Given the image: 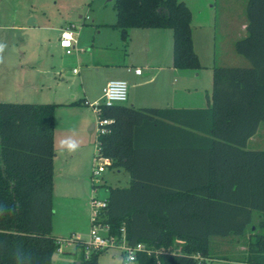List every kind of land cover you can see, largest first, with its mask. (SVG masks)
<instances>
[{
	"label": "trees",
	"instance_id": "1",
	"mask_svg": "<svg viewBox=\"0 0 264 264\" xmlns=\"http://www.w3.org/2000/svg\"><path fill=\"white\" fill-rule=\"evenodd\" d=\"M114 8L111 25L123 39L135 27L169 28L174 67L201 68L192 12L183 0H115ZM246 15L247 34L235 50L251 65L215 64L209 106L96 105L98 116L111 119L98 136L99 153L131 176L128 186L109 187L107 206L95 222L119 237L124 227L129 244L152 249L139 252L136 264H196L194 253L212 260L213 236L241 238L247 232V250L237 259L264 264V150L246 148L264 123V0H248ZM55 108L49 102L0 101V264H101L104 250L86 257L83 241L75 243L79 262L53 260L59 246L52 232ZM163 126L190 143L146 140L154 131L163 133ZM163 153H205L208 174H161L157 157Z\"/></svg>",
	"mask_w": 264,
	"mask_h": 264
},
{
	"label": "rangeland",
	"instance_id": "2",
	"mask_svg": "<svg viewBox=\"0 0 264 264\" xmlns=\"http://www.w3.org/2000/svg\"><path fill=\"white\" fill-rule=\"evenodd\" d=\"M186 1L193 11V23L203 21L206 9L212 14L210 0ZM114 2L0 0V101L88 100V103L83 100L80 107L82 112H86L85 118L92 116V121L83 126L88 137H91L88 145L69 151L67 147L57 144L55 149L52 232L61 239H70L77 233L81 234L82 239L89 240L94 225L91 221L93 197L105 200L109 196V187L129 185V174L125 169L109 166L97 156L99 120L94 104L103 103L105 81L115 78V71L123 67L114 63H122L124 59L153 60L156 57L157 48L151 45L152 34L160 28L135 27L130 38L123 39L118 28L99 24L101 21L115 22ZM31 19L33 24H29ZM71 25L75 26L72 30L77 33L78 42L72 54H66L60 47L59 37L62 30ZM197 34L196 30V47L200 49L202 39ZM148 46L151 50H147ZM233 55L235 57L228 51L224 54L223 49H217V65H251L245 56L236 51ZM74 68L79 73H74ZM201 70L202 74L196 79L199 86L207 81L212 83L213 68L204 66ZM92 124L93 130L90 129ZM99 164H105V171L95 176L93 168ZM76 166H79L80 173L83 171L82 175L85 173L80 179L73 175ZM220 237H213L211 242L210 253L213 257L210 264H249L237 259L245 252L240 246L246 247L247 239L217 240ZM60 245L65 248L68 244L65 241ZM123 259L122 250L112 246L100 253L98 261L101 264H122ZM53 260L70 263L76 259L74 253L56 249Z\"/></svg>",
	"mask_w": 264,
	"mask_h": 264
},
{
	"label": "crops",
	"instance_id": "3",
	"mask_svg": "<svg viewBox=\"0 0 264 264\" xmlns=\"http://www.w3.org/2000/svg\"><path fill=\"white\" fill-rule=\"evenodd\" d=\"M183 1L187 4L192 12V39L194 49L199 56L201 68L205 66L207 69H210L213 68L215 64H217V49H223L224 54L226 51H228L230 52V55L234 56L233 52L236 51L234 43L247 34L248 20L246 15V6L248 0H210V7L213 8L211 11L212 14H210L206 9L207 11H204L205 16L203 21L199 22L198 24L196 23L197 25L193 23V11L191 7L186 0ZM32 20L33 19L30 20L29 24H33ZM115 22L108 23L101 21L99 24L111 25ZM74 27L75 26L71 25L70 27H65L64 29ZM132 29L133 28L129 30V35L127 38H130L131 32L133 31ZM196 30L198 31L197 35L199 39H202V43H200V49L196 47ZM74 33V47L76 48L78 35L75 31ZM152 35L153 42L151 45H154L157 48L155 53L156 57L153 60L142 59L140 61H135L133 59H124L122 63H114L123 65V67H120L117 71H115V78H109L105 81L103 88L106 83L112 79H124L128 81L129 94L128 99L124 104L137 108H199L209 106L212 100V83H208L207 81V83L204 85L199 86L200 83H198L196 79L202 74L201 68L178 69L173 65L172 30L169 28H160L159 30H155ZM59 38H61V35ZM149 40H151V37ZM61 49L64 53H66L62 47ZM147 50H151L149 46ZM223 60L227 61V59ZM228 62L230 61H227V63ZM138 67L142 68V72L140 74L135 72V68ZM196 71L197 73H195ZM208 73L210 74L211 72L209 71ZM83 100L88 101L87 98H81L79 100L71 99L69 101H49V103L56 104L54 122V149H56L57 144L58 146L67 147L62 143L65 141L74 142L80 147L88 145L89 139L91 137H88L83 126L85 127L86 124H89V122L92 121V116L91 118L87 119L84 117L86 112H82L80 110ZM87 111L90 113L89 110ZM90 115L92 114L90 113ZM90 129H94V124L90 126ZM162 129H164L163 133H157L154 131V134H146L147 136L145 137H148L146 140H152V142L153 140H156L155 142L167 146H176L180 144L182 145L184 143H190L187 141V139L174 137L173 132L168 130L170 128H165V126H163ZM204 143V141H200V144ZM246 148L250 150H264V123H261L257 132L249 138ZM208 160L209 157L205 153H163L157 157V161L159 162L158 165L161 167L159 171H162L161 174L164 175L176 174L183 176L199 173L200 175H207L208 169L206 167L209 165ZM193 163H196L197 166H200V169H202L195 170L194 168H191L190 164ZM168 164H180L181 167L178 168V171L172 172L171 170L166 169ZM76 168L77 170L74 171L73 175L76 179H80L85 175V173L82 175L83 171L80 173L79 166H76ZM126 171L129 174V184L131 175L128 170ZM259 220L260 216L259 213H257L256 217L254 215V222L257 223ZM78 235L81 236V234ZM249 236L250 234L247 232L245 237L241 238L232 235L216 237H220L217 238V240L228 239L229 241H240L248 239ZM240 247L245 249V251L247 250V246L245 247L241 245ZM64 251L74 253L76 259L75 261L79 262L76 244H68L64 248Z\"/></svg>",
	"mask_w": 264,
	"mask_h": 264
},
{
	"label": "built area",
	"instance_id": "4",
	"mask_svg": "<svg viewBox=\"0 0 264 264\" xmlns=\"http://www.w3.org/2000/svg\"><path fill=\"white\" fill-rule=\"evenodd\" d=\"M75 33L72 28H66L63 30L60 38V45L65 50L67 54L72 53L74 47ZM74 73L79 72L77 68L73 69ZM136 73H141L142 68H135ZM129 94V83L124 79H112L109 80L103 88V103L106 105H113L117 103H125L128 99ZM88 103V101H85ZM99 104V103H98ZM96 112L98 109L94 104ZM98 116V115H97ZM99 124L97 127L98 136L104 134L107 131L106 124L111 121V119L101 118L98 116ZM97 136V156L105 160V164L110 165L111 160L107 157L101 156L98 149L99 139ZM105 164H99L97 167L93 168V174L95 176L100 175L105 171ZM93 207V218L92 223L94 224L90 230L89 240H84L78 234H73L70 239L57 238L59 252H64V247L60 245L62 242L67 244L76 243L78 241H83L86 244V257H88L93 249L106 250L109 247L116 246L120 248L124 254V259L122 264H136L137 254L139 252L151 253L152 249L143 242H138L136 244H129L125 228L122 227V235L119 237L117 235L111 234L109 232V226L103 225L101 223L95 222L98 218L99 211L107 206V198L105 200L94 198L92 199ZM197 261L196 264H210L211 259L203 256L200 253H194L192 255Z\"/></svg>",
	"mask_w": 264,
	"mask_h": 264
},
{
	"label": "clouds",
	"instance_id": "5",
	"mask_svg": "<svg viewBox=\"0 0 264 264\" xmlns=\"http://www.w3.org/2000/svg\"><path fill=\"white\" fill-rule=\"evenodd\" d=\"M62 143L67 146L69 151H74L77 148V144L74 143V142L65 141V142H62Z\"/></svg>",
	"mask_w": 264,
	"mask_h": 264
}]
</instances>
